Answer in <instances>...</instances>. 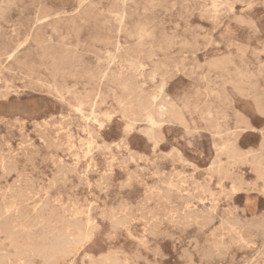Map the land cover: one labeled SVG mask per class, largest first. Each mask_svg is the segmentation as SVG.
I'll list each match as a JSON object with an SVG mask.
<instances>
[{"label": "rangeland", "instance_id": "374dc122", "mask_svg": "<svg viewBox=\"0 0 264 264\" xmlns=\"http://www.w3.org/2000/svg\"><path fill=\"white\" fill-rule=\"evenodd\" d=\"M77 1L0 0V264H264V0Z\"/></svg>", "mask_w": 264, "mask_h": 264}, {"label": "bare ground", "instance_id": "6f19581e", "mask_svg": "<svg viewBox=\"0 0 264 264\" xmlns=\"http://www.w3.org/2000/svg\"><path fill=\"white\" fill-rule=\"evenodd\" d=\"M90 1H91V0H78V1H77V7H78L79 9H81V8H83L84 6H86L87 3L89 4ZM124 2H125V1H124ZM118 15L121 17L123 14L120 13V14H118ZM43 17H44V16H43ZM43 17H41V18H43ZM41 18H39V19H41ZM122 18H123V17H122ZM140 39H141V38H140ZM137 40H138V38H137ZM148 44H149V43H148ZM114 46H115V50L118 51V50H119V47H120V44H119V41H118L117 39H116V41H115V45H114ZM116 51H115V52H116ZM109 55H110V54H109ZM110 57H112V59H113V58H115L116 56L113 54V55H110ZM160 66H161V65H160ZM106 69H107V68H106ZM107 70H109V69H107ZM107 75H108L107 72H103V71H102V76H103V77H106ZM98 88H99V87H98ZM97 92H98V91H97ZM96 96H97V95H96ZM83 98H85V97H83ZM88 101H89V102H88ZM85 102H88V103H89V106L91 107V110H92V107H93V105H94V103H92V102H94V101L87 100V101H85ZM83 103H84V102L80 101L79 106H80L81 104H83ZM69 106H70V105H69ZM138 106H139V108H141L143 111H145V115H144V116H145V120L148 122V124H149V126H150V128H149V135H150V136H153V127H154L155 125L158 124V120H156V118H161L162 116L165 115V116H168V118H174V119H178V120H180V114L176 111L174 104H172V103L169 102V101L161 100V101H159V102H158V101H157V102H154V104L151 105L149 102H147V101L145 102L144 100L139 99V100H138ZM73 108H76V107L73 106ZM74 110L76 111V109H74ZM77 111H79V110H77ZM92 111H93V110H92ZM92 111H91V113H92ZM89 113H90V111H89ZM91 113H90V114H91ZM101 113H102V112H101ZM93 114H94V113H93ZM52 115H53V114H52ZM122 116H123V115H122ZM156 116H157V117H156ZM64 117H65V116H64ZM85 117H86V116H85ZM13 118H14V117H13ZM86 118H87V117H86ZM55 119H56V118H55ZM90 119H91V118H90ZM10 120H11V119H9V122H10ZM12 120H13V119H12ZM22 120H23V119H22ZM45 120H46V117H45ZM51 120H52V119H51ZM53 120H54V119H53ZM86 120H87V119H86ZM131 121H132V120H131ZM36 122H37V121H36ZM47 122H48V121H47ZM50 122H51V121H50ZM48 123H49V122H48ZM51 123H52V122H51ZM53 123H54V121H53ZM12 124H13V122H11V126H13ZM39 124H40V123H39ZM55 124H57V122H56ZM64 124H65V123H64ZM64 124H63V125H64ZM132 124H133V123H132ZM2 125H3V124H2ZM5 125H6V124H5ZM58 125H59V124H58ZM67 125H68V124H67ZM50 126H51V125H50ZM41 127H42V126H41ZM64 127H65V126H64ZM85 127H86V126H85ZM9 128H10V127H9ZM17 128H18V127H17ZM65 128H66V127H65ZM35 129H36V127H35ZM61 129H63V128H61ZM86 129H87V128H86ZM184 129H185V128H184ZM40 130H41V128H40ZM53 130H54V128H53ZM138 130H139V129H138ZM9 131H10V130H9ZM37 131H38V130H37ZM13 132H14V130H13ZM38 132H39V131H38ZM44 132H45V131H44ZM53 132H54V131H53ZM90 132H91V130H90ZM144 132H146V131L144 130ZM144 132H143V133H144ZM25 133H26V132H25ZM55 133H56V132H55ZM94 133H95V131H94ZM225 133H226V132H225ZM1 134H2V133H1ZM4 134H5V133H4ZM7 134H8V133H7ZM34 134H35V133H34ZM61 134H63V133H61ZM96 134H97V133H96ZM88 135H89V134H88ZM217 135H220V134H217ZM21 136H22V135H21ZM21 136H20V137H21ZM24 137L26 138V136H24ZM38 137H39V134H38ZM50 137H51V136H50ZM60 137H61V136H60ZM60 137H59V138H60ZM80 137H81V136H80ZM85 137L87 138V136H85ZM89 137H90V136H89ZM148 137H149V136L147 135V138H148ZM43 138H44V137H43ZM20 139H21V138H19V140H20ZM84 139H85V138H84ZM91 141H92V140H91ZM21 142H22V140H21ZM76 142H77V141H76ZM104 142H105V141H104ZM118 142H119V141H118ZM120 142H121V140H120ZM23 143H24V141H23ZM63 143H64V142H63ZM70 143H71V142H70ZM72 143H73V142H72ZM90 143H91V142H90ZM102 143H103V141H102ZM0 144H1V143H0ZM16 144H17V143H16ZM24 144H25V143H24ZM87 144H88V143H87ZM109 144H110V143H109ZM109 144H108V145L106 144V145L109 147ZM117 144H118V143H117ZM117 144H116V145H117ZM28 145H29V144H28ZM63 145H64V144H63ZM25 146L27 147L26 144H25ZM51 146H52V145H51ZM58 146H59V145H58ZM79 146H81V145H79ZM101 146H102V145H101ZM120 146H121V145H120ZM120 146H119V147H120ZM122 146H123V145H122ZM0 147H2V146L0 145ZM23 148H25V147H23ZM0 149H1V148H0ZM13 149H14V148H13ZM36 149H37V148H36ZM56 149H57V148H56ZM70 149H71V148H70ZM70 149H69V150H70ZM10 150H11V149H10ZM61 150H62V148H61ZM65 150H66V149H65ZM65 150H64V151H65ZM67 150H68V149H67ZM102 150H104V149L101 148V151H102ZM126 150H127V149H126ZM172 150H173V149H172ZM13 151H14V150H13ZM36 151H37V150H36ZM73 151L75 152V150H73ZM83 151H85V150H83ZM230 151H231V153H232V157L237 156V155H236V154H237V148H236L234 142L230 144ZM62 152H63V151H62ZM86 152H87V151H86ZM86 152H85V153H86ZM134 152L137 153L136 151H134ZM134 152H133V153H134ZM13 153H14V152H13ZM88 153H89V152H88ZM118 153L120 154V152H118ZM15 154H17V153H15ZM22 154H23V153H22ZM29 154H30V153H29ZM36 154H37V153H36ZM51 154H52V153H51ZM114 154H115V153H114ZM6 155H7V153H6ZM6 155H4V157H5ZM8 155H9V153H8ZM8 155H7V156H8ZM10 155H11V154H10ZM45 155H46V154H45ZM53 155H54V154H53ZM55 155H57V154H55ZM246 155H247V154H246ZM12 156H13V155H12ZM23 156H24V154H23ZM29 156H30V155H29ZM37 156H38V155H37ZM58 156H59V155H58ZM73 156H74V155H73ZM113 156H114V155H113ZM132 156H133V155H132ZM137 156H138V154H137ZM8 157H9V156H8ZM27 157H28V156H27ZM27 157H26V158H27ZM41 157H42V156H41ZM121 157H122V156H121ZM155 157H156V156H155ZM5 158H6V157H5ZM5 158H4V159H5ZM28 158H29V157H28ZM42 158H43V157H42ZM58 158H59V157H58ZM58 158H57V159H58ZM126 158H127V156H126ZM132 158H133V157H132ZM137 158H138V157H137ZM240 158H241V157H240ZM240 158H239V160H240ZM4 159L2 160V162L4 161ZM31 159H32V158H31ZM43 159H44V158H43ZM43 159H42V160H43ZM59 159H60V158H59ZM109 159H110V158H109ZM145 159H146V158H145ZM229 159H230V158H229ZM7 160H8V159H7ZM49 160H50V159H49ZM136 160H137V159H136ZM218 160H219V159H218ZM226 160H227V159H226ZM259 160H260V159H259ZM12 161H13V160H12ZM29 161H30V160H29ZM40 161H41V160H40ZM56 161H57V160H56ZM119 161H120V160H119ZM185 161H186V160H185ZM241 161H242V160H241ZM9 162H11V161L9 160ZM9 162H6V164H5V165L8 166V167H9V164H7V163H9ZM52 162H53V161H52ZM61 162H62V161H61ZM76 162H77V161H76ZM257 162H258V161H257ZM32 163H33V161H32ZM32 163H31V164H32ZM39 163H40V162H39ZM93 163H94V162H93ZM122 163H123V162H122ZM170 163H171V162H170ZM213 163H214V162H213ZM213 163H212V164H213ZM218 163H220V161H218ZM236 163H237V162H236ZM240 163H241V162H240ZM22 164H23V163H22ZM33 164H34V163H33ZM67 164H69V163H67ZM123 164H124V163H123ZM23 165H24V164H23ZM59 165H60V164H59ZM61 165H62V164H61ZM64 165H65V164H64ZM69 165H70V164H69ZM72 165H73V164H72ZM218 165H219V164H218ZM218 165H217V166H218ZM15 166H17V164H16ZM62 166H63V165H62ZM62 166L59 167L60 170L62 169ZM86 166H87V165H86ZM93 166H94V165H93ZM105 166H106V165H105ZM135 166H136V165H135ZM146 166H147V165H146ZM149 166H150V164H149ZM212 166H213V165H212ZM225 166H226V165H225ZM8 167H4V168H8ZM12 167H13V166H12ZM21 167H23V166H21ZM57 167H58V164H57ZM72 167H73V166H72ZM106 167H107V166H106ZM126 167H127V166H126ZM142 167H143V166H142ZM4 168H3V169H4ZM13 168H14V167H13ZM19 168H20V167H18V169H19ZM23 168H25V167H23ZM37 168H38V167H36V169H37ZM83 168H84V167H83ZM85 168H86V167H85ZM216 168H217V167H216ZM9 169L11 170V168H9ZM9 169H8V170H9ZM15 169H17V168H15ZM55 169H56V168H55ZM63 169H64V168H63ZM70 169H71V168H70ZM75 169H76V166H75ZM142 169H143V168H142ZM33 170H34V169H33ZM80 170H81V169H80ZM86 170H87V169H86ZM106 170H107V169H106ZM128 170H129V169H128ZM225 170H226V169H225ZM228 170H229V169H228ZM23 171H24V170H23ZM61 171H62V170H61ZM61 171H60V172H61ZM67 171H69V170H67ZM107 171H108V170H107ZM107 171H106V172H107ZM140 171H141V170H140ZM149 171H150V170H149ZM162 171H163V170H161V173H162ZM167 171H168V170H167ZM223 171H224V170H223ZM263 171H264V170H263ZM4 172H5V171H4ZM20 172H22V171H20ZM57 172H59V171H57ZM133 172H134V171H133ZM157 172H158V171H157ZM159 172H160V171H159ZM171 172H172V170H171ZM5 173H6V172H5ZM7 173H8V172H7ZM9 173H10V172H9ZM9 173H8V174H9ZM66 173H67V172H66ZM102 173H103V172H102ZM104 173H105V172H104ZM134 173H136V172H134ZM134 173H133V174H134ZM154 173H155V172H154ZM166 173H167V172H166ZM169 173H170V172H169ZM254 173H255V172H254ZM16 174H17V172H16ZM52 174H53V173H52ZM61 174H62V173H61ZM83 174H84V173H83ZM99 174H100V173H99ZM127 174H128V173H127ZM130 174H131V173H130ZM257 174H259V173H257ZM3 175H4V174H3ZM6 175H7V174H6ZM18 175H20V173H19ZM62 175H64V174H62ZM102 175H103V174H102ZM107 175H108V173H107ZM138 175H139V174H138ZM151 175H152V174H151ZM154 175H155V174H154ZM160 175H161V174H160ZM263 175H264V172H263ZM0 176H1V175H0ZM52 176H53V175H52ZM52 176H50V177H52ZM78 176H79V175H78ZM84 176H85V175H84ZM99 176H100V175H99ZM134 176H137V175H134ZM157 176H158V175H157ZM169 176H170V175H169ZM177 176H178V175H177ZM257 176H258V175H257ZM26 177H27V175H26ZM63 177H64V176H63ZM82 177H83V175H82ZM126 177H127V176H126ZM132 177H133V175H132ZM137 177H139V176H137ZM137 177H136V178H137ZM142 177H143V176H142ZM144 177H145V176H144ZM0 178H1V177H0ZM35 178H36V177H35ZM40 178H41V177H40ZM83 178H84V177H83ZM107 178H108V176H107ZM140 178H141V177H140ZM145 178H146V177H145ZM176 178H177V177H176ZM12 179H13V178H12ZM14 179H15V178H14ZM23 179H24V178H23ZM23 179H22V180H23ZM33 179H34V178H33ZM38 179H39V178H38ZM64 179H65V178H64ZM67 179H68V178H67ZM78 179H80V178H78ZM78 179H77V181H78ZM105 179H106V178H105ZM105 179H103V180L105 181ZM127 179H128V177H127ZM127 179H126V181H127ZM154 179H155V178H154ZM162 179H163V178H162ZM167 179H168V178H167ZM167 179H165V180H167ZM256 179H257V178H256ZM16 180H19V179L16 178ZM27 180L29 181V179H27ZM31 180H32V177H31ZM49 180H50V179H49ZM58 180H59V179H58ZM69 180H70V179H69ZM106 180H107V179H106ZM142 180H143V179H142ZM159 180H160V179H159ZM165 180H164V181H165ZM168 180H170V179H168ZM168 180H167V181H168ZM24 181H25V179H24ZM32 181H33V180H32ZM52 181H53V180H52ZM64 181H65V180H64ZM160 181H161V180H160ZM5 182H6V181H5ZM12 182H14V180H12ZM18 182H19V181H18ZM33 182H34V181H33ZM33 182H32V183H33ZM47 182H48V181H47ZM59 182H61V181H59ZM86 182H87V181H86ZM144 182H145V181H144ZM153 182H154V181H153ZM198 182H199V181H198ZM14 183L16 184L17 182H14ZM23 183H24V182H23ZM28 183H29V182H28ZM36 183H37V182H36ZM41 183H42V182H41ZM78 183H79V182H78ZM127 183H129V182H127ZM161 183H162V182H161ZM166 183H167V182H166ZM166 183L164 182V184H166ZM175 183H176V182H175ZM175 183H174V184H175ZM192 183H193V182H192ZM9 184H10V183H9ZM30 184H31V183H30ZM37 184H38V183H37ZM37 184H36V185H37ZM62 184H64V182H62ZM79 184H81V183H79ZM156 184H158V183H156ZM32 185H34V183H33ZM47 185H48V184H47ZM109 185H110V184H109ZM145 185H146V183H145ZM167 185H168V184H167ZM9 186H12V185L10 184ZM17 186H18V185H17ZM24 186H27L26 183L24 184ZM24 186H23V187H24ZM39 186H40V185H38V187H39ZM76 186H77V185H76ZM98 186H99V185H98ZM106 186H107V185H106ZM119 186H120V185H119ZM146 186H147V185H146ZM159 186H160V185H159ZM162 186H163V185H162ZM20 187H21V185H20ZM30 187H31V186H30ZM30 187H29V188H30ZM120 187H121V186H120ZM120 187H119V188H120ZM153 187H154V186H153ZM153 187H151V188H153ZM163 187H164V186H163ZM163 187H162V189H163ZM173 187H174V186H173ZM17 188H18V187H17ZM24 188H25V187H24ZM32 188H35V187H32ZM41 188H42V187H41ZM48 188H49V187H48ZM88 188H89V187H88ZM88 188H87V189H88ZM98 188H99V187H98ZM170 188H171V187H170ZM177 188H178V187H177ZM194 188H195V187H194ZM220 188H221V187H220ZM0 189H1V188H0ZM30 189H31V188H30ZM35 189H36V188H35ZM35 189H34V190H35ZM43 189H44V188H43ZM158 189H159V188H158ZM165 189H167V188H165ZM198 189H199V188H198ZM201 189H203V188L201 187ZM9 190H10V189H9ZM16 190H17V189H16ZM18 190H19V188H18ZM18 190H17V192H18ZM22 190H24V189H22ZM32 190H33V189H32ZM41 190H42V189H41ZM144 190H146L145 187H144ZM173 190H174V189H173ZM173 190H172V191H173ZM178 190H179V189H178ZM184 190H185V189H184ZM19 191H20V190H19ZM42 191H45V190H42ZM142 191H143V190H142ZM147 191H148V190H147ZM165 191H166V190H165ZM180 191H182V190H180ZM2 192H3V191H2ZM2 192H1V193H2ZM11 192H12V190H11ZM11 192H10V193H11ZM166 192H167V191H166ZM198 192H199V190H198ZM201 192H202V191H201ZM3 193H5V189H4V192H3ZM14 193H15V191L13 192V194H14ZM23 193H26V191H24ZM71 193H72V192H71ZM142 193H143V192H142ZM145 193H146V192H145ZM147 193H148V192H147ZM154 193H155V191H154ZM173 193H175V192H173ZM177 193H178V192H177ZM16 194H17V193H16ZM29 194H30V191H29ZM47 194H48V193H47ZM74 194H75V193H74ZM152 194H153V192H152ZM152 194H151V195H152ZM156 194H157V193H156ZM166 194H168V193H166ZM175 194H176V193H175ZM229 194H230V193H229ZM1 195H2V194H1ZM41 195H42V194H41ZM54 195H55V194H54ZM59 195H61V194H59ZM145 195H146V194H145ZM149 195H150V194H149ZM151 195H150V196H151ZM188 195H189V194H188ZM190 195H191V194H190ZM17 196H18V195H17ZM23 196H24V195H23ZM23 196H22V199H23ZM25 196H26V195H25ZM25 196H24V197H25ZM28 196H29V195H28ZM34 196H35V195H34ZM46 196H48V195H46ZM115 196H116V195H115ZM162 196H163V195H162ZM180 196H181V195H180ZM185 196H186V195H185ZM191 196H192V195H191ZM194 196H195V195H194ZM18 197H21V192H20V194H19ZM30 197H31V196H30ZM159 197H160V199H159V198H158V199L161 200V196H159ZM169 197H170V194H169ZM189 197H190V196H189ZM197 197H198V196H197ZM31 198H32V197H31ZM37 198H38V196H37ZM42 198H43V197H42ZM114 198H115V197H114ZM120 198H121V197H120ZM143 198H144V197H143ZM143 198H142V199H143ZM153 198H155V197H152L151 199H153ZM162 198H164V197H162ZM181 198H182V197H181ZM184 198H187V197H184ZM184 198H183V199H184ZM18 199H19V198H17L16 201H19ZM22 199H21V200H22ZM25 199H26V198H25ZM25 199H24V200H25ZM39 199H40V198H39ZM48 199H49V198H48ZM137 199H138V198H137ZM144 199H145V198H144ZM147 199H149V198L147 197ZM147 199H146V200H147ZM173 199H174V198H173ZM189 199H190V198H189ZM197 199H199V198H197ZM1 200H2V199H1ZM21 200H20V201H21ZM28 200H29V199H28ZM40 200H41V199H40ZM46 200H47V199H46ZM53 200H54V199H53ZM83 200H84V198H83ZM138 200H139V199H138ZM140 200H141V199H140ZM146 200H144V201L146 202ZM156 200H157V199H156ZM162 200H163V199H162ZM162 200H161V201H162ZM170 200H171V199H170ZM174 200H175V199H174ZM186 200H188V199H186ZM190 200H191V199H190ZM22 201H23V200H22ZM51 201H52V200H50L49 202L51 203ZM56 201H57V200H56ZM78 201H79V200H78ZM119 201H120V200H119ZM124 201H125V199H124ZM141 201H142V200H141ZM141 201H140V202H141ZM163 201L165 202V200H163ZM168 201H169V200H168ZM171 201H172V200H171ZM197 201H198V200H197ZM202 201H203V199H202ZM14 202H15V201H14ZM25 202H26V201H25ZM35 202H36V201H35ZM45 202H47V201H45ZM45 202H44V200H43V203H45ZM53 202H55V201H52V203H53ZM154 202H155V201H154ZM158 202H160V201H158ZM183 202H184V201H183ZM187 202H188V201H187ZM199 202H200V199H199ZM8 203H9V202H8ZM8 203H7V204H8ZM65 203H66V202H65ZM75 203H77V201H76ZM117 203H118V202H116V204H117ZM124 203H125V202H123V205H124ZM136 203H137V201H136ZM155 203H156V202H155ZM166 203H167V202H166ZM180 203H181V202H180ZM190 203H191V202H190ZM7 204H6V205H7ZM16 204H19V203L17 202ZM16 204H15V205H16ZM27 204H28V203H27ZM46 204H49V203H46ZM88 204H89V203H88ZM120 204H121V202H120ZM129 204H130V203H129ZM144 204H145V203H144ZM161 204H162V203H161ZM185 204H186V201H185ZM211 204H212V203H211ZM28 205H29V204H28ZM67 205H68V204H67ZM125 205H126V204H125ZM162 205H163V204H162ZM176 205H177V204H176ZM187 205H189V204H187ZM187 205H186V206H187ZM192 205H193V204H192ZM20 206H21V205H20ZM43 206H44V204H43ZM52 206H53V205H52ZM52 206H50V207L52 208ZM55 206H56V205H55ZM59 206H60V205H59ZM80 206H81V205H80ZM85 206H86V205H85ZM115 206H116V205H115ZM134 206H135V208L137 207L136 205H134ZM138 206H139V205H138ZM150 206H151V205H150ZM150 206H148V204H147L146 207H150ZM174 206H175V205H174ZM178 206H180V205H178ZM178 206H177V207H178ZM182 206H183V204H182ZM228 206H229V205H228ZM8 207H9V206H8ZM16 207H17V205H16ZM33 207H34V206H33ZM45 207H47V206L45 205ZM45 207H44V209H45ZM56 207H57V206H56ZM86 207H87V206H86ZM120 207H121V206H120ZM124 207H125V206H124ZM130 207H131V206H130ZM141 207L143 208V206H141ZM177 207H174V208L177 209ZM201 207H202V206H201ZM20 208H21V207H20ZM25 208H26V207H25ZM68 208H69V205H68ZM153 208H154V206H153ZM159 208H160V207H158V209H159ZM182 208H183V207H182ZM205 208H206V207H205ZM244 208H248V207H245V206H244ZM17 209H18V208H17ZM38 209H39V208H38ZM144 209H145V208H144ZM144 209H143V210H144ZM150 209H151V208H149V210H150ZM207 209H208V208H207ZM0 210H1V209H0ZM2 210H3V209H2ZM5 210H6V209H5ZM8 210H9V209H8ZM14 210H15V209H14ZM18 210H19V209H18ZM18 210H17V211H18ZM20 210H21V209H20ZM30 210H31V209H29V211H30ZM40 210H41V209H40ZM73 210H74V209H73ZM138 210H139V209H138ZM138 210H136V211H138ZM186 210H187V209H186ZM191 210H192V209H191ZM6 211H7V210H6ZM6 211H5V212H6ZM12 211H13V210H12ZM27 211H28V209H27ZM41 211H42V210H41ZM44 211H45V210H44ZM54 211L59 212L58 209H57V210L54 209ZM54 211L52 210V212H54ZM74 211H75V210H74ZM89 211H90V210H89ZM112 211H113V210H112ZM127 211H130V209L127 210ZM136 211H135V212H136ZM150 211H151V210H150ZM171 211H172V210H171ZM175 211H176V210H175ZM177 211H178V210H177ZM184 211H185V210H184ZM194 211H195V210H194ZM225 211H226V209H225ZM0 212H3V211H0ZM8 212H9V211H8ZM46 212H49V211H46ZM61 212H62V211H61ZM121 212H122V211H121ZM151 212H152V211H151ZM156 212H158V211H156ZM173 212H174V211H173ZM187 212H189V210H188ZM192 212H193V211H192ZM199 212H200V211H199ZM201 212H202V211H201ZM213 212H214V211H213ZM3 213H4V212H3ZM9 213H10V212H9ZM11 213H12V212H11ZM19 213H20V211H19ZM19 213H17V214H19ZM73 213H74V212H73ZM80 213H81V212H80ZM112 213H113V212H112ZM127 213H128V212H127ZM148 213H149V212H148ZM152 213H154V212H152ZM159 213H162V211H159ZM197 213H198V211H197ZM14 214H15V213H14ZM24 214H26V212H25ZM27 214H29V213H27ZM52 214H53V213H52ZM78 214H79V213H78ZM113 214H115V213H113ZM117 214H118V213H117ZM140 214H142V211L140 212ZM150 214H151V213H150ZM172 214H173V213H172ZM178 214H179V213H178ZM202 214H203V213H202ZM202 214H201V215H202ZM5 215H6V214H5ZM10 215H12V214H10ZM21 215H23V214H21ZM54 215H55V214H54ZM124 215H125V214H124ZM128 215H130V212H129ZM143 215H145V214H143ZM154 215H155V214H154ZM174 215H175V214H174ZM205 215H206V213H205ZM205 215L203 214V216H205ZM207 215H208V214H207ZM207 215H206V216H207ZM228 215H229V214H228ZM6 216H8V215H6ZM14 216H15V215H14ZM24 216H25V215H24ZM24 216H20V214H19V217H21V218H22V217L24 218ZM31 216H32V215H31ZM47 216H48V214H47ZM55 216H57V215H55ZM62 216H63V213H62ZM90 216H91V215H90ZM115 216H116V214H115ZM141 216H142V215H141ZM162 216H163V215H162ZM164 216H165V214H164ZM167 216H168V215H167ZM206 216H205V217H206ZM17 217H18V216H17ZM17 217H16V218H17ZM26 217H27V216H26ZM26 217H25V218H26ZM41 217H43V216H41ZM50 217H51V216H50ZM86 217H87V216H86ZM112 217H113V216H112ZM123 217H124V216H123ZM127 217H128V216H127ZM131 217H132V216H131ZM151 217H152V216H151ZM176 217H178V215L175 216V218H176ZM195 217H197V216H195ZM199 217H200V216H199ZM209 217H210V216H209ZM7 218H8V217H7ZM31 218H32V217H31ZM38 218H40V216H39ZM46 218H47V217H46ZM52 218H53V217H52ZM52 218H51V219H52ZM58 218H59V217H58ZM101 218H102V217H101ZM145 218H146V217H145ZM159 218H160V217H159ZM167 218H169V217H167ZM178 218H179V217H178ZM178 218H177V219H178ZM181 218L183 219L182 216H181ZM213 218H214V215H213ZM216 218H217V217H216ZM224 218H225V217H224ZM11 219H13V218L11 217ZM11 219H10V220H11ZM18 219H19V218H18ZM18 219H17V220H18ZM29 219H30V218H29ZM53 219H54V218H53ZM78 219H79V218H78ZM78 219H77V220H78ZM88 219H89V218H88ZM107 219H108V218H107ZM117 219H119V218H117ZM124 219H125V218H124ZM141 219H142V218H141ZM153 219H154V217H153ZM161 219H163V218H161ZM186 219H188V217H187ZM200 219H201V218H200ZM6 220H7V219H6ZM13 220H14V219H13ZM15 220H16V219H15ZM15 220H14V222H15ZM17 220H16V221H17ZM21 220H22V219H21ZM31 220H32V219H31ZM42 220H43V219H42ZM44 220H45V219H44ZM57 220L59 221V219H57ZM77 220H76V221H77ZM137 220H138V219H137ZM156 220H157V218H156ZM158 220H160V219H158ZM166 220H167V219H166ZM168 220H169V219H168ZM178 220H179V219H178ZM178 220H177V221H178ZM183 220H184V219H183ZM194 220H196V219H194ZM8 221H9V218H8L7 222L5 221V222L7 223V225H8ZM25 221H26V220H25ZM62 221H63V220H62ZM76 221H75V218H74V221H72V222H76ZM111 221H112V220H111ZM120 221H121V220H120ZM129 221H130V220H129ZM141 221H142V220H141ZM164 221H165V219H164ZM172 221H173V220H172ZM180 221H181V220H180ZM184 221H185V220H184ZM200 221H202V220H200ZM203 221H204V220H203ZM0 222H1V220H0ZM9 222H10V221H9ZM11 222H12V220H11ZM17 222H18V221H17ZM21 222H23V221H21ZM28 222H29V221H28ZM33 222H34V221H33ZM50 222H51V221H50ZM53 222H54V221H53ZM53 222H52L51 224H53ZM81 222H82V221H81ZM87 222H88V221H87ZM114 222H115V220H114ZM126 222H127V221H126ZM149 222H150V221H149ZM170 222H171V221H170ZM185 222H186V221H185ZM185 222H183L184 225L186 224ZM207 222H209V221H207ZM221 222H222V221H221ZM221 222H220V223H221ZM223 222H225V221H223ZM1 223H2V222H1ZM24 223H26V222H24ZM24 223H21V224L23 225ZM41 223H42V222H41ZM48 223H49V222H48ZM121 223H122V222H121ZM145 223H146V222H145ZM145 223H144L143 225H145ZM150 223H152V222H150ZM156 223H157V221H156ZM156 223H155V224H156ZM173 223H174V222H173ZM190 223H191V222H190ZM209 223H210V222H209ZM209 223H208V224H209ZM225 223H226V222H225ZM85 224H86V223H85ZM118 224H120V222H119ZM157 224H158V226H159V224L161 225V223H157ZM157 224H156V226H157ZM178 224H179V223H178ZM191 224H192V223H191ZM191 224H189V225H191ZM202 224H203V223H202ZM204 224H205V223H204ZM217 224H218V223H217ZM10 225H11V224H10ZM22 225H21V226H22ZM27 225H28V224L26 223V226H27ZM32 225H34V224H32ZM40 225H43V224H40ZM40 225H39V226L37 225V226L40 227ZM45 225H46V224H45ZM47 225H48V224H47ZM72 225L74 226V223H73ZM77 225H79V224H77ZM86 225H87V224H86ZM149 225H150V224H149ZM153 225H154V224H153ZM186 225H187V224H186ZM195 225L199 226V225L196 223V221H195ZM0 226H1V225H0ZM14 226H15V229H16L17 226H16V225H13V226H12L13 229H14ZM19 226H20V224H19ZM21 226H20V227H21ZM23 226H24V225H23ZM34 226H35V225H34ZM43 226H44V225H43ZM43 226H42V229L44 228ZM63 226H64V225H63ZM65 226H66V225H65ZM65 226H64V227H65ZM151 226H152V225H151ZM217 226H218V225H217ZM227 226H228V225H227ZM231 226L234 227V225H231ZM231 226H230V227H231ZM7 227H8V226H7ZM32 227H33V226H32ZM52 227H53V226H52ZM59 227H60V226H59ZM74 227H76V225H75ZM77 227H78V226H77ZM121 227H122V226H121ZM176 227H177V226H176ZM215 227H216V226H215ZM215 227H214V228H215ZM220 227H221V226H220ZM233 227H232V228H233ZM5 228H6V227H5ZM25 228H26V227H25ZM27 228H29V227H27ZM36 228H37V227H36ZM40 228H41V227H40ZM65 228H66V227H65ZM79 228H80V227H79ZM79 228H77V229H79ZM110 228H111V227H110ZM153 228H154V227H153ZM196 228H197V227H196ZM6 229L8 230V229H10V228H6ZM47 229H48V228H47ZM72 229H73V228H72ZM72 229H71V230H72ZM142 229H143V228H142ZM146 229H147V228H146ZM146 229H145V231H146ZM158 229H159V228H158ZM162 229H163V228H162ZM176 229H177V228H176ZM183 229H184V228H183ZM229 229H230V228H229ZM16 230H17V229H16ZM19 230H20V229H19ZM19 230H18V231H19ZM45 230H46V229H45ZM48 230H49V229H48ZM51 230H52V228H51ZM51 230H49V231L51 232ZM53 230H54V229H53ZM61 230H62V229H61ZM153 230H154V229H153ZM177 230H179V229H177ZM181 230H182V229H181ZM195 230H196V229H195ZM8 231H9V230H8ZM10 231H11V229H10ZM14 231H15V230H14ZM14 231H13V232H14ZM21 231H22V230H21ZM21 231H19V233H20ZM33 231L35 232V230H33ZM56 231H57V230H56ZM75 231H76V228H75ZM77 231H79V230H77ZM163 231H164V229H163ZM163 231H162V232H163ZM165 231H166V230H165ZM169 231H170V230H169ZM179 231H180V230H179ZM183 231H185V229H184ZM5 232H6V231H5ZM50 232H48V233H50ZM52 232H53V231H52ZM52 232H51V233H52ZM59 232H60V230H59ZM71 232H73V230H72ZM128 232H129V231H128ZM150 232H151V231H150ZM158 232H159V231H158ZM162 232H161V233H162ZM167 232H168V231H166V233H167ZM180 232L182 233V231H180ZM195 232H196V231H195ZM214 232H215V231H214ZM258 232H260V231H258ZM261 232H262V230H261ZM9 233H10V232H9ZM24 233H25V232H24ZM28 233L30 234V232H28ZM55 233H56V232H55ZM73 233H74V232H73ZM76 233H77V232H76ZM145 233H146V232H145ZM151 233H153V231H152ZM235 233H236V232H235ZM11 234H12V233H11ZM32 234H33V233H31V235H32ZM46 234H47V233H46ZM53 234H54V233H53ZM56 234H58V232H57ZM63 234H64V233H63ZM67 234H68V233H67ZM109 234H110V232H109ZM109 234H108V235H109ZM148 234H150V233H148ZM157 234H158V233H157ZM170 234H171V233H170ZM173 234H174V233H173ZM209 234H210V233H209ZM262 234H264V233H262ZM18 235H19V234H18ZM24 235L26 236V234H24ZM34 235H36V233H35ZM44 235H45V234H44ZM75 235H76V234H75ZM79 235H80V233H79ZM152 235H153V234H152ZM164 235H165V234H164ZM171 235H172V234H171ZM194 235H195V234H194ZM207 235H208V234H207ZM221 235H222V234H221ZM229 235H230V234H229ZM236 235H237V234H236ZM259 235H260V234H259ZM10 236H11V235H10ZM19 236H21V235H19ZM27 236H28V235H27ZM32 236H33V235H32ZM76 236H78V235H76ZM109 236H111V235H109ZM131 236H132V235H131ZM188 236H190V235L188 234ZM23 237H24V236H23ZM30 237H31V236H30ZM30 237H29V238H30ZM56 237H57V236H56ZM79 237H80V236H79ZM81 237H82V236H81ZM138 237H140V236H138ZM164 237H165V236H164ZM170 237H171V236H170ZM190 237H191V236H190ZM193 237H194V236H193ZM212 237H213V236H211V238H212ZM262 237H263V236H262ZM26 238H27V237H26ZM26 238H25V239H26ZM83 238H85V237H83ZM142 238H143V237H142ZM179 238H180V237H179ZM206 238H207V237H206ZM220 238H221V237H220ZM9 239H10V238H9ZM13 239H14V238H13ZM13 239H12V240H13ZM22 239H23V238H21V240H22ZM25 239H24V240H25ZM39 239H40V238H39ZM49 239H50V238H49ZM78 239H79V238H78ZM198 239H201V238H198ZM226 239H227V238H226ZM24 240H23V242H24ZM71 240H72L71 237H69V238L66 237V236H61V237H59V238L57 237V239H55V241H54L50 246H48L47 248H45L46 246H45L44 248L42 247V250H43L44 252L46 251V253L53 254L54 252H57L59 249L63 248L64 246H66L67 244H69L70 242H72ZM76 240H77V239H76ZM140 240H141V239H140ZM175 240H176V239H175ZM204 240H205V239H204ZM218 240H219V239H218ZM263 240H264V239H263ZM263 240H261V242H262ZM9 241H10V240H9ZM14 241H17V240H14ZM36 241H37V240H36ZM36 241H35V242H36ZM189 241H190V240H189ZM215 241H216V238H215ZM40 242H41V241H40ZM73 242H74V241H73ZM204 242H205V241H204ZM217 242H218V241H217ZM41 243H42V242H41ZM187 243H188V242H187ZM192 243H193V242H192ZM219 243H222V242L220 241ZM263 243H264V242H263ZM263 243H262V245H263ZM36 244H38V243H36ZM43 244H45V242H44ZM139 244H141V243H139ZM139 244H138V245H139ZM144 244H146V242H145ZM155 244H156V243H155ZM207 244H208V243H207ZM214 244H215V243H214ZM244 244H245V243H244ZM15 245H16V244H15ZM20 245H21V244H20ZM40 245H41V244H40ZM40 245H38V246H40ZM73 245H74V244H73ZM182 245H183V244H182ZM193 245H194V244H193ZM193 245H192V246H193ZM201 245H203V244H201ZM208 245H209V244H208ZM208 245H207V246H208ZM217 245H218V244H217ZM18 246H19V245H18ZM29 246H30V245H29ZM80 246H81V245H80ZM205 246H206V245H205ZM211 246H212V244H211ZM253 246H254V245H253ZM260 246H261V244H260ZM13 247H14V246H13ZM20 247H21V246H20ZM74 247H75V246H74ZM154 247H155V246H154ZM154 247H153V248H154ZM203 247H204V246H203ZM208 247H209V246H208ZM213 247H214V246H213ZM221 247H222V246H221ZM26 248H27V247H26ZM30 248H31V247H30ZM30 248H29V249H30ZM35 248H36V246H35ZM37 248H38V247H37ZM37 248H36V249H37ZM40 248H41V247H40ZM158 248H159V247H158ZM172 248H173V247H172ZM181 248H182V246H181ZM70 249H71V248H68V250H70ZM150 249H151V248H150ZM198 249H201V248H198ZM205 249H206V248H205ZM212 249H213V248H212ZM257 249H258V248H257ZM18 250H19V249H18ZM38 250H39V249H38ZM143 250H144V249H143ZM147 250H148V249H147ZM152 250H153V249H152ZM152 250H151V251H152ZM191 250H192V249H191ZM217 250H218V249H217ZM222 250H223V249H222ZM226 250H227V249H226ZM239 250H240V248H239ZM254 250H255V249H254ZM258 250H259V249H258ZM26 251H27V250H26ZM33 251H34V250H33ZM109 251H110V250H109ZM135 251H136V250H135ZM205 251H206V250H205ZM213 251H214V250H213ZM220 251H221V250H220ZM223 251H225V248H224ZM255 251H256V250H255ZM259 251H260V250H259ZM30 252H31V251H30ZM34 252H35V251H34ZM34 252H33V253H34ZM138 252H139V251H138ZM149 252H150V250H149ZM159 252H160V251H159ZM187 252H188V249H187ZM195 252H196V251H195ZM202 252H203V251H202ZM208 252H211V251H208ZM16 253H17V256H18V252H16ZM42 253H43V252H42ZM42 253H41V254H42ZM60 253H61V252H60ZM67 253H68V251H67ZM116 253H117V252H116ZM118 253H119V251H118ZM118 253H117V254H118ZM136 253H137V252H136ZM153 253H154V252H153ZM155 253H156V252H155ZM203 253H204V252H203ZM206 253H207V252H206ZM215 253H218V252H215ZM228 253H229V252H228ZM256 253H257V252H256ZM22 254H23V253H22ZM26 254H27V253H26ZM63 254H64V253H63ZM69 254H70V253H69ZM75 254H76V253H75ZM137 254H138V253H137ZM191 254H192V252H191ZM204 254H205V253H204ZM211 254H213V253H211ZM258 254H259V253H258ZM258 254H257V255H258ZM260 254H262V253L260 252ZM10 255H11V253H10ZM33 255H35V254H33ZM106 255H107V254H106ZM108 255H109V254H108ZM108 255H107V256H108ZM133 255H134V254H133ZM139 255H141V254H139ZM183 255H184V254H183ZM201 255H202V254H201ZM229 255H230V253H229ZM250 255H251V254H250ZM17 256H16V257H17ZM26 256H27V255H26ZM30 256H31V255H30ZM30 256H29V257H30ZM84 256H85V255H84ZM86 256H87V255H86ZM99 256H100V255H99ZM104 256H105V255H104ZM124 256H125V254H124ZM137 256H138V255H137ZM158 256H159V255H158ZM179 256H180V255H179ZM196 256H197V255H196ZM203 256H204V255H203ZM206 256H207V255H206ZM217 256H219V254H218ZM221 256H222V255H221ZM233 256H234V255H233ZM6 257H7V256H6ZM37 257H38V256H37ZM44 257H45V256H44ZM46 257H48V256H46ZM46 257H45V258H46ZM49 257H50V256H49ZM73 257H74V255H73ZM114 257H115V255H114ZM125 257H126V256H125ZM125 257H123V259H124ZM161 257H162V256L160 255V258H161ZM183 257H184V256H183ZM197 257H198V256H197ZM204 257H205V256H204ZM257 257H258V256H257ZM1 258H2V257H1ZM12 258H13V257H12ZM12 258H11V259H12ZM17 258H18V257H17ZM24 258L26 259V257H24ZM45 258H44V259H45ZM81 258H82V256H81ZM97 258H98V257H97ZM101 258H102V257H101ZM101 258H100V259H101ZM119 258H120V257H119ZM131 258H132V257H131ZM184 258H185V257H184ZM190 258H191V257H190ZM205 258H206V257H205ZM220 258H221V257H220ZM2 259H3V258H2ZM8 259H9V258H8ZM20 259H21V258H20ZM41 259H42V258H41ZM46 259H47V258H46ZM48 259H49V258H48ZM55 259H56V257H55ZM84 259H85V258H84ZM84 259H82V260H84ZM125 259H126V258H125ZM154 259H155V258H154ZM223 259H224V258H223ZM245 259H246V258H245ZM245 259H244V260H245ZM15 260H16V262L19 261V260L17 261V259H15ZM26 260H29V259H26ZM26 260H25V261H26ZM49 260H50V259H49ZM112 260H113V259H112ZM135 260H136V259H135ZM182 260H183V259H182ZM207 260H208V259H207ZM216 260H217V259H216ZM228 260H230V257H229ZM234 260H235V259H234ZM234 260H233V261H234ZM244 260H243V261H244ZM250 260H251V259H250ZM7 261H8V260H7ZM12 261H13V260H12ZM21 261H22V259H21ZM44 261H45V260H44ZM44 261H43V262H44ZM52 261H54V260H52ZM55 261H56V260H55ZM114 261H115V260H114ZM126 261H127V259H126ZM126 261H125V262H126ZM144 261H145V260H144ZM148 261H149V260H148ZM191 261H192V260H191ZM211 261H212V260H211ZM238 261H239V260H238ZM10 262H11V261H10ZM26 262H28V261H26ZM132 262H133V261H132ZM135 262H136V261H135ZM204 262H205V261H204ZM213 262H214V261H213ZM217 262H218V260H217ZM222 262H223V261H222ZM246 262H247V261H246ZM3 263H4V262H3ZM44 263H45V262H44ZM51 263H52V262H51ZM111 263H112V262H111ZM111 263H110V264H111ZM149 263H150V262H149ZM151 263H154V262H151ZM155 263H156V261H155ZM182 263H183V262H182ZM187 263H188V262H187ZM190 263H192V262H190ZM205 263H206V262H205ZM211 263H212V262H211ZM248 263H249V262H248ZM261 263H262V262H261ZM5 264H6V263H5ZM11 264H12V263H11ZM25 264H27V263H25ZM28 264H29V263H28ZM30 264H32V263H30ZM45 264H46V263H45ZM66 264H68V263H66ZM81 264H82V263H81ZM130 264H131V263H130ZM132 264H133V263H132ZM134 264H136V263H134ZM206 264H207V263H206ZM217 264H218V263H217ZM229 264H230V263H229ZM235 264H236V262H235ZM237 264H238V263H237Z\"/></svg>", "mask_w": 264, "mask_h": 264}]
</instances>
